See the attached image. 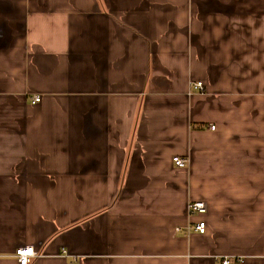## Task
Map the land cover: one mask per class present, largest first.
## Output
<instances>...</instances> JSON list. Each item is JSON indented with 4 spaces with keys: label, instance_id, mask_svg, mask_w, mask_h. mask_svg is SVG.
<instances>
[{
    "label": "crops",
    "instance_id": "crops-1",
    "mask_svg": "<svg viewBox=\"0 0 264 264\" xmlns=\"http://www.w3.org/2000/svg\"><path fill=\"white\" fill-rule=\"evenodd\" d=\"M26 246L264 264V0H0V264Z\"/></svg>",
    "mask_w": 264,
    "mask_h": 264
},
{
    "label": "built area",
    "instance_id": "built-area-1",
    "mask_svg": "<svg viewBox=\"0 0 264 264\" xmlns=\"http://www.w3.org/2000/svg\"><path fill=\"white\" fill-rule=\"evenodd\" d=\"M189 88H193L199 93L204 92L203 85L201 82H197L193 84L191 83L189 85ZM36 102H39L38 97H36L33 101V103H36ZM210 129L214 130V127H210ZM172 162L178 168H184L189 163L188 159H179V158H174ZM206 211H207V205L203 201L190 202L187 205V214H188L189 220L195 215L205 214ZM181 230L186 232L187 234H189L190 232H194V233L203 235L205 234V224L204 223L193 224L190 221L186 225V228L176 229L177 232H181ZM35 256H36V253L34 249L29 246L21 247L16 250V257H17L18 264H29L30 259L34 258ZM224 264H230V263L226 262Z\"/></svg>",
    "mask_w": 264,
    "mask_h": 264
},
{
    "label": "bare ground",
    "instance_id": "bare-ground-1",
    "mask_svg": "<svg viewBox=\"0 0 264 264\" xmlns=\"http://www.w3.org/2000/svg\"><path fill=\"white\" fill-rule=\"evenodd\" d=\"M230 259L229 258H218L217 259V262L219 263V264H224V263H226V262H228Z\"/></svg>",
    "mask_w": 264,
    "mask_h": 264
},
{
    "label": "trees",
    "instance_id": "trees-1",
    "mask_svg": "<svg viewBox=\"0 0 264 264\" xmlns=\"http://www.w3.org/2000/svg\"><path fill=\"white\" fill-rule=\"evenodd\" d=\"M230 264H235V263H241L242 262V260L241 259H239V258H237V259H230L229 261H228Z\"/></svg>",
    "mask_w": 264,
    "mask_h": 264
}]
</instances>
